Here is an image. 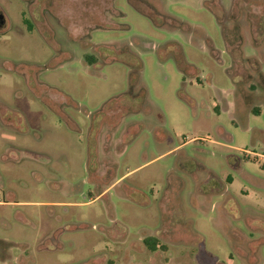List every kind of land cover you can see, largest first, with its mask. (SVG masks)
Returning <instances> with one entry per match:
<instances>
[{"label":"rangeland","instance_id":"rangeland-1","mask_svg":"<svg viewBox=\"0 0 264 264\" xmlns=\"http://www.w3.org/2000/svg\"><path fill=\"white\" fill-rule=\"evenodd\" d=\"M220 2L0 0V264H264V0Z\"/></svg>","mask_w":264,"mask_h":264},{"label":"flooded vegetation","instance_id":"flooded-vegetation-1","mask_svg":"<svg viewBox=\"0 0 264 264\" xmlns=\"http://www.w3.org/2000/svg\"><path fill=\"white\" fill-rule=\"evenodd\" d=\"M2 16V17H1ZM6 20L3 16L2 13H0V30L4 29L7 24H6ZM21 23H22V26L24 27V29L26 30V33L27 34H31L35 31V27H34V21H33V18H28V20H24L22 21L21 20ZM4 34H0V36H3ZM263 75V74H262ZM28 81L25 80V83H27Z\"/></svg>","mask_w":264,"mask_h":264},{"label":"trees","instance_id":"trees-1","mask_svg":"<svg viewBox=\"0 0 264 264\" xmlns=\"http://www.w3.org/2000/svg\"><path fill=\"white\" fill-rule=\"evenodd\" d=\"M219 2H220V0H219ZM220 4H221V2H220ZM243 62H244V63H249V64L251 63V62L249 61V59H243ZM257 64H258V62H257ZM257 64H256V66H257ZM256 73H258L259 76L262 77V79H263V81H264V76L261 75L262 73H260V72H256ZM254 113L257 114V113H258V110H255ZM144 244H145L146 247H148V249H149L150 251H154V250L156 249V246H157V240L154 239V238H146V239H144Z\"/></svg>","mask_w":264,"mask_h":264},{"label":"water","instance_id":"water-1","mask_svg":"<svg viewBox=\"0 0 264 264\" xmlns=\"http://www.w3.org/2000/svg\"><path fill=\"white\" fill-rule=\"evenodd\" d=\"M2 17V16H1Z\"/></svg>","mask_w":264,"mask_h":264}]
</instances>
